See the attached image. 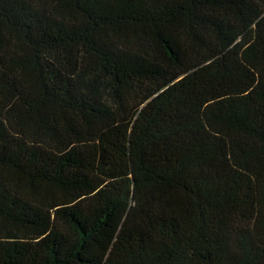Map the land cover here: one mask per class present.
I'll use <instances>...</instances> for the list:
<instances>
[{"label":"trees","instance_id":"obj_1","mask_svg":"<svg viewBox=\"0 0 264 264\" xmlns=\"http://www.w3.org/2000/svg\"><path fill=\"white\" fill-rule=\"evenodd\" d=\"M0 264H264V0H0Z\"/></svg>","mask_w":264,"mask_h":264}]
</instances>
